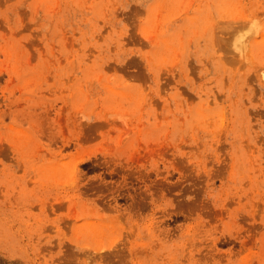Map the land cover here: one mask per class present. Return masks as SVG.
<instances>
[{"label": "rangeland", "instance_id": "1", "mask_svg": "<svg viewBox=\"0 0 264 264\" xmlns=\"http://www.w3.org/2000/svg\"><path fill=\"white\" fill-rule=\"evenodd\" d=\"M0 264H264V0H0Z\"/></svg>", "mask_w": 264, "mask_h": 264}, {"label": "bare ground", "instance_id": "2", "mask_svg": "<svg viewBox=\"0 0 264 264\" xmlns=\"http://www.w3.org/2000/svg\"><path fill=\"white\" fill-rule=\"evenodd\" d=\"M218 50V49H217ZM263 78V77H262ZM125 230V229H124ZM129 236V235H128Z\"/></svg>", "mask_w": 264, "mask_h": 264}]
</instances>
